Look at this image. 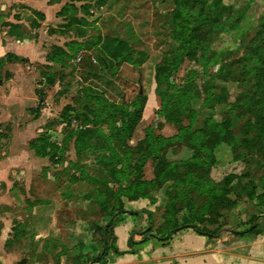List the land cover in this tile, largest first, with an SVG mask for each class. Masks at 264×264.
Returning a JSON list of instances; mask_svg holds the SVG:
<instances>
[{
	"label": "rangeland",
	"instance_id": "1",
	"mask_svg": "<svg viewBox=\"0 0 264 264\" xmlns=\"http://www.w3.org/2000/svg\"><path fill=\"white\" fill-rule=\"evenodd\" d=\"M48 3L57 4V20L47 22L42 27V31L52 37L51 44L46 47L48 52H52L55 46L61 47L68 58H63L59 64L45 62L33 66L37 75L34 78L35 102L37 105L39 96L44 107L42 112L40 109L36 110V105L35 109L26 111L25 117L23 111L10 110L9 116V111L4 115L0 109V134L6 136L0 142V159L8 154L10 143L15 148L23 147L24 140L32 134V128L23 137L17 131L32 121L33 116L40 118L35 128L33 127L37 137L45 136L47 141L63 146L64 153L59 163L46 158L48 166L32 178L33 187L28 191V195L35 197L32 202H26L27 193L22 189L23 174L17 178L13 172L22 166L17 164L12 168L8 179L15 181L13 188L8 193L6 190L3 192L4 189L0 186V193L10 200L0 203V208H8L13 215L15 235L10 239L12 243L28 249L31 254L36 253L38 257L48 253L54 256L59 254V257H64L63 262L67 263L79 253L81 246L83 253L88 252L91 258L97 256L102 248L101 240L105 237L103 229L108 220L105 208L115 200L106 189L114 190L118 184L127 186L125 181L114 179L108 174L99 164L101 157L97 153L76 150L73 139L67 140L69 130L74 125H79L80 128H99L105 134L112 135L110 121L102 119L98 124L93 111H102L108 115L104 107L113 104L124 106L129 112L139 110L138 123L127 140L131 147H135L144 138L146 128H152L156 135L164 137L176 134L175 125L166 122L161 113L160 94L166 88L163 83H158L155 72L173 58L172 54L179 47L172 36L174 26L171 18L177 2L49 0ZM207 4L211 7L218 6L217 13L221 15L222 29H209V23L202 22L197 17L192 22L200 26L199 38L207 47V59L213 62L207 66L208 74H203V61L198 54L196 58L199 60L183 59L167 79L168 84L178 87L187 83L193 89L195 85L196 91L200 93L190 107H186L188 113L182 117V122L186 125L190 113H194L192 130L200 129L211 117L219 119L220 112L225 108L224 105L215 109L202 106L203 87L225 89L228 102H232L247 88L246 83L218 78V72L224 62L239 58L247 52L250 54L248 40L255 33L253 72L259 75L260 70H264L261 64L264 60V0H207ZM18 7L14 19L19 23H11L10 31L16 34L25 31L27 35H33L34 29L41 27L44 15L25 5ZM112 40L123 44L120 46L122 51L118 59L111 56L116 47ZM77 44L82 46L76 47ZM106 46L109 52H104ZM99 58L107 60L109 65L103 68ZM40 72L50 74L55 80L54 84L47 85ZM258 75L255 81L259 80ZM2 79L8 81L10 74H1L0 80ZM97 99L103 102L97 103ZM65 107L72 109H67L69 125L68 121L61 119ZM75 113L83 117L75 121ZM12 117L15 119L11 121ZM85 117L89 120L84 124L82 120ZM119 118L116 115L117 125H120ZM234 123V128L237 129L239 123ZM237 139L240 140L239 135ZM93 140L96 142L97 139ZM105 146L112 147L110 144ZM221 151L222 162L211 171L214 180L218 181L230 172L245 171L240 163L227 164L231 157L228 147ZM259 155L264 157V153ZM253 160L254 164L248 169V175L241 180V185L248 187L252 196L245 195L240 191L241 186L234 183L228 186L230 192L227 197L232 203L213 215L221 230L216 237L209 240L226 232L236 236L232 233L233 229L240 230L250 225L255 228L253 234L247 235L264 232V183L259 180L264 176V159L254 157ZM40 165L36 161L33 168L38 171ZM81 168L84 170L83 176L79 173ZM142 176L146 180L152 178L151 162L146 163ZM153 194L156 196V203L150 206L151 219L148 220L145 215L137 217L136 223L141 221L139 223L142 231L148 226L156 230L163 221V204L158 194ZM14 197L24 202L21 205L15 203ZM123 201L125 202V198ZM123 207L128 210L126 203Z\"/></svg>",
	"mask_w": 264,
	"mask_h": 264
},
{
	"label": "trees",
	"instance_id": "2",
	"mask_svg": "<svg viewBox=\"0 0 264 264\" xmlns=\"http://www.w3.org/2000/svg\"><path fill=\"white\" fill-rule=\"evenodd\" d=\"M72 1V0H71ZM80 1V0H73ZM177 6L172 12L171 18L174 26L172 33L173 39L178 43V49L172 54V59L160 66V70L155 72L158 83H163L166 90L160 94L162 115L166 122H171L176 127V134L172 137L156 135L152 128H146L144 138L135 147L127 144L134 128L139 120V110L129 112L124 106L108 104L104 109L108 112L99 111L93 113L100 120L110 121L112 135L105 134L99 128H80L74 125L68 132L67 140L73 139L75 149L82 152H95L99 157V164L107 170L114 179L122 180L127 186L117 185L114 190L106 189L115 199L114 202L105 208L108 220L104 225L105 237L101 240L102 248L97 256H92L88 252H82V246L71 261L75 264L103 263L109 252H116L114 247L115 237L113 227L124 219V215H130L133 221L137 217L145 215L151 219L152 212L149 210L133 211L126 210L123 198L127 201L146 199L150 204L156 203L158 198L163 204V221L156 230L151 226L142 234L157 238L160 241H167L173 234L184 229H191L200 236L208 239L214 238L221 230L217 226L213 215L226 206L231 205L227 197L230 192L228 186L233 184L241 186L240 191L251 197L248 187L241 185V180L248 174V169L254 164V157L263 156L264 153V70L259 72V80L255 81L256 74L253 72L255 67V57L253 44L256 33L248 40L247 52L239 58H234L224 62L218 74V78L225 81L246 83L247 88L232 102L226 99L225 89H218L213 86H206L201 89L203 94L202 106L206 105L210 109L224 105V109L219 115V119L213 117L206 120L202 127L197 130L191 129L194 113H190L188 123L182 122V117L188 113L186 107L200 96L196 91V86H182L168 84L167 79L178 67L183 59L194 60L199 54L203 61V74H208V64L213 63L207 59V47L199 38L200 26L193 24L194 17L201 19L202 22L209 23V29L220 30V13L217 5L210 6L207 0H175ZM116 45L114 54L111 56L118 59L122 51L119 41L112 40ZM108 44L109 42L106 41ZM82 45L77 44L76 47ZM52 52L46 55V61L59 64L68 55L61 47L55 46ZM104 52H109L106 46ZM220 58V57H219ZM200 59V60H201ZM207 59V60H206ZM22 61L14 55H6V61ZM199 60V59H197ZM103 68L108 64L107 60L99 58ZM3 61H0L2 64ZM264 66V60L261 63ZM41 77L47 85L54 84L55 80L48 73L40 72ZM189 82V81H186ZM173 89V90H172ZM172 90L170 93L169 91ZM214 91V92H213ZM37 94V92H36ZM39 95V94H38ZM37 95V96H38ZM97 103L103 102L97 99ZM43 105L38 96L36 110L39 111ZM67 109L62 113V121H68ZM72 110V109H71ZM116 115H119L120 125H117ZM83 115L75 113L74 120L79 121ZM89 120L85 117L82 121L85 124ZM237 129L234 128L235 123ZM69 125L70 122L68 121ZM240 136V140L237 139ZM6 136L0 134V139ZM93 139H97L93 142ZM65 144V143H64ZM105 144H110L109 148ZM228 147L230 152L229 164H242L245 168L240 173L230 172L218 181L211 177V171L222 162V151ZM28 148L37 157H47L54 163L60 162V157L64 153L63 146L47 141L45 136H39L28 142ZM152 165V178H143V169L147 162ZM247 168V170H246ZM79 173L83 176L84 170L81 168ZM264 183V176L259 178ZM252 180H250L251 184ZM105 206V204H102ZM211 217L213 219H211ZM255 226L250 225L240 230H232L236 236L253 234ZM223 229V228H222ZM13 236L15 230L12 229ZM17 235V234H16ZM129 243L132 244L131 239ZM55 256L59 258V254Z\"/></svg>",
	"mask_w": 264,
	"mask_h": 264
},
{
	"label": "crops",
	"instance_id": "3",
	"mask_svg": "<svg viewBox=\"0 0 264 264\" xmlns=\"http://www.w3.org/2000/svg\"><path fill=\"white\" fill-rule=\"evenodd\" d=\"M49 0H0V73L10 74V79L0 80V109L6 115L10 110L23 111L24 117L28 109H35L36 96L34 78L37 76L33 70L38 63H45L48 54L47 44H51V36L42 31L47 22L56 21L57 4H49ZM18 5H25L34 12H40L45 19L40 23L39 29H34L33 35L24 32L12 33L11 23H19L14 19L18 13ZM25 30V29H24ZM27 35V36H26ZM11 54L22 61H6V55ZM49 64V62H47ZM0 74V76H1ZM36 75V76H35ZM10 93L5 95V93ZM29 101V103L27 102ZM36 105V106H35ZM42 107L40 110H42ZM30 110V111H31ZM32 112V111H31ZM34 115V114H33ZM15 119L11 118V121ZM32 121L17 131L19 136L32 134L24 140L23 147L15 148L12 143L9 152L0 159V186L3 192H10L15 181H9L8 176L11 169L17 164L21 168L16 169L14 175L22 177V189L27 193L26 202L34 199L28 195L32 189V178L48 166L45 161L47 157H37L28 148V142L37 137L35 125L40 121L33 116ZM1 123V122H0ZM21 138V137H19ZM3 140L0 139V142ZM40 163V169L33 168L34 162ZM15 203L22 204L18 197H14ZM10 199L0 193V203L4 204ZM128 210H149L151 204L146 199L135 201L125 200ZM1 207V206H0ZM141 222V221H139ZM133 221L130 215L113 227L115 237L114 247L116 252H109L103 263L92 264H264V232L256 235L234 236L226 232L213 240L196 234L191 229H184L173 234L167 241L146 235L144 238L141 223ZM13 215L8 208H0V264H75L73 261L63 262L62 257L55 258L54 255H42L38 257L31 254L28 249L18 247L12 243ZM131 239L132 244L129 243ZM50 252V249H47Z\"/></svg>",
	"mask_w": 264,
	"mask_h": 264
}]
</instances>
